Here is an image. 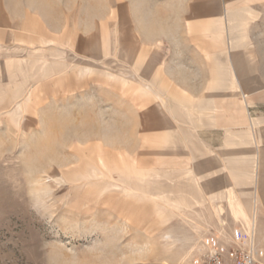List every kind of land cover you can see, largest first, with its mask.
Returning a JSON list of instances; mask_svg holds the SVG:
<instances>
[{"label":"rangeland","instance_id":"374dc122","mask_svg":"<svg viewBox=\"0 0 264 264\" xmlns=\"http://www.w3.org/2000/svg\"><path fill=\"white\" fill-rule=\"evenodd\" d=\"M203 4L202 0H0V264H163V260L171 264L193 247L192 259L184 264H199L206 246L197 236L208 240L213 235L224 248L234 243L217 237L223 230L219 218L230 234L232 228L239 229L233 235L253 234L255 224H250V234L249 222L222 199L214 201L225 208L218 217L212 207L221 205H212L209 199L195 198L186 207L179 190L186 185L179 178L155 172L146 176L151 179L145 188L148 195H125L126 185L120 183L142 184V176L125 172L136 171L132 152L140 144L141 126L136 122L126 139L130 153L115 149L110 141L127 135L130 119L152 98L137 82L122 85L96 74L77 81L75 76L76 65L91 59L94 45L104 53L105 43V59L116 58L121 44L132 59L142 61L145 55L153 65L154 39L165 34L167 39H182ZM217 10L210 20L215 30L227 25L223 10ZM252 10L245 21L243 49L248 64L264 75V2ZM166 48L170 63L185 50L181 45ZM223 48L216 49L220 52L216 51L214 70L225 65ZM54 52L64 53V61L52 62ZM8 58H27L24 67L31 78L19 87L13 84L22 76L18 72L11 76L5 68ZM63 67L68 72L64 81L63 72H56ZM29 88L32 97L23 94ZM16 103L21 105L19 111ZM262 111L264 102L248 107L252 118ZM173 200L182 202L181 211L170 207ZM245 201L250 214L253 199ZM257 210L259 231L252 247L264 262V212ZM169 232L187 239L165 241Z\"/></svg>","mask_w":264,"mask_h":264},{"label":"crops","instance_id":"0c3cea01","mask_svg":"<svg viewBox=\"0 0 264 264\" xmlns=\"http://www.w3.org/2000/svg\"><path fill=\"white\" fill-rule=\"evenodd\" d=\"M202 1L205 4L199 6L200 11L196 10L198 13L194 21L187 24L182 39H167L166 34L154 39L157 48L153 52L157 56H153V65L148 63L145 55L142 61L132 59L121 44L116 58L105 59L103 57L108 55V43H105L104 53H100L94 45L91 59L76 65L75 76L77 81L96 74L122 85L137 82L141 92L152 98L149 102L148 99L144 101L136 118L133 116L130 119L127 135L110 141L115 149L122 148L130 153L126 139L136 128V122L141 126L140 144L132 152L137 168L133 163L136 171L126 168L127 174L142 176V185L146 189L151 180L146 176L152 173L179 178L178 181L186 185L179 189L184 192L186 207L199 198L209 199L212 205L219 204L224 208L223 204L214 202L222 199L232 212L249 222L250 234V224H255L251 234L254 238L259 231L257 209L262 208L261 212H264V112L252 118L248 107L263 104L264 75L248 64L243 47L248 30L245 21L252 17L253 6L264 0ZM219 7L227 25L215 30L210 20L218 13ZM159 30L163 31V28ZM224 31H230V36ZM179 43L185 50L179 52L181 58L177 56L170 63L166 58V47H177ZM236 43L240 46H234ZM150 46L149 53L152 51ZM221 47L225 48L222 49L225 65L214 70L216 51L220 52L216 49ZM64 53L54 52L51 61L63 60ZM248 56L253 58L251 52ZM25 59L5 60V68L11 76L16 72L22 76V80L13 86L19 87L23 80L31 78L24 67ZM62 70L65 67L56 72H63L64 81L68 72ZM67 83L70 86L72 81ZM23 94L32 97L33 91L29 88ZM120 184L131 190L130 186H134L135 182L131 180L130 185ZM247 191L251 193L247 194ZM248 198L253 199L254 204L250 214L245 210V206H250L245 201ZM221 220L219 228L230 234L224 228V220ZM235 230L239 229L232 228L231 232Z\"/></svg>","mask_w":264,"mask_h":264},{"label":"bare ground","instance_id":"6f19581e","mask_svg":"<svg viewBox=\"0 0 264 264\" xmlns=\"http://www.w3.org/2000/svg\"><path fill=\"white\" fill-rule=\"evenodd\" d=\"M31 68V67H30ZM133 77V76H132ZM15 99H13V102H14ZM14 104V103H13ZM19 109H21V105L17 104L16 103V111H19ZM257 144L258 146L260 147V140L258 138L257 140ZM134 182V181H133ZM130 185V183H129ZM130 189L131 190H128L126 188V186L124 187V193L125 195L129 196L130 194L134 195L136 193H143V194H147V191L146 189L142 186V184H139L137 182H135V185L134 186H130ZM148 195V194H147ZM209 198H210V195H209ZM182 202L181 201H177V200H173V202L170 204V207H174L176 210L178 211H181L182 210ZM212 208H214V212L216 213L217 217L223 212V208L221 206H213ZM220 221H221V218H219ZM222 224V223H221ZM166 234V233H165ZM234 231L231 232V234H227L226 232H224L223 230H218V233H217V237L224 240L225 242H235L238 246L240 247H245V246H250V245H253L254 243V239H253V236L251 235L249 238L245 237V234L242 233L244 239L243 241H237L235 238H234ZM211 235V234H210ZM163 236V235H162ZM213 235L210 236V245L212 244V242H214V238L212 237ZM199 237V239H203L202 240V247H205L206 246V243H208V240H207V237H203V236H197V238ZM163 238V237H162ZM165 241H170L171 243H174L176 241H181V239H187L184 235H180L176 232H169L165 235ZM167 239V240H166ZM164 240V239H163ZM186 242V241H185ZM184 242V244H185ZM194 242L193 244L196 245L197 244V239L195 241H192ZM170 243V244H171ZM175 244V243H174ZM167 245V244H166ZM180 245H183V244H180ZM191 246V245H189ZM193 246V245H192ZM170 247V246H169ZM223 247V246H221ZM188 248V247H187ZM194 248V247H193ZM191 248L188 252H185L183 254H181L177 259H175L173 261V263L171 264H184L185 261L189 260L190 258L192 259V249ZM192 261V260H191ZM163 264H167V262H165L164 260L162 261ZM261 264H264V262L260 261Z\"/></svg>","mask_w":264,"mask_h":264},{"label":"built area","instance_id":"2783aa9c","mask_svg":"<svg viewBox=\"0 0 264 264\" xmlns=\"http://www.w3.org/2000/svg\"><path fill=\"white\" fill-rule=\"evenodd\" d=\"M237 241H243L242 235H234ZM199 264H261L257 259V250L250 246L240 247L235 242L228 248L221 247L217 241L210 245V238L204 252L201 253Z\"/></svg>","mask_w":264,"mask_h":264}]
</instances>
